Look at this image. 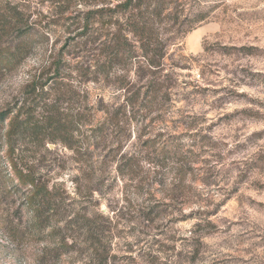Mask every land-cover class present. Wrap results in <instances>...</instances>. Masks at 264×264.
I'll return each mask as SVG.
<instances>
[{"label":"trees","instance_id":"16d2710c","mask_svg":"<svg viewBox=\"0 0 264 264\" xmlns=\"http://www.w3.org/2000/svg\"><path fill=\"white\" fill-rule=\"evenodd\" d=\"M36 1L0 0V80L33 53L47 49V78L41 67L24 90L23 107L15 110L13 104L0 110L2 247L15 254L23 246L39 245L27 257L29 264H136L130 250L114 249L117 221L92 198L115 179L134 194L161 186L165 163L183 180L194 176L195 165L208 167L205 138L186 145L162 141L161 130L144 121L165 107L170 91L183 85L176 75V70L187 69L179 45L213 17L217 4ZM89 81L109 87L112 98L97 93L94 104L88 103L80 88ZM187 131L197 133L191 126ZM45 138L70 153L77 171L72 195L50 187L29 160L33 147ZM208 174L209 169L200 173ZM187 198L167 200L181 204ZM140 209L138 205L132 213ZM121 212L111 210L112 216Z\"/></svg>","mask_w":264,"mask_h":264},{"label":"rangeland","instance_id":"374dc122","mask_svg":"<svg viewBox=\"0 0 264 264\" xmlns=\"http://www.w3.org/2000/svg\"><path fill=\"white\" fill-rule=\"evenodd\" d=\"M214 4L213 17L179 45L181 63L187 65L176 70L183 85L170 91L165 107L144 121L161 130L162 141L186 145L205 138L208 167L195 165L194 176L183 180L165 163L161 186L134 194L115 179L92 198L117 221L114 249L130 250L136 264H264V0H210L206 6ZM46 63L47 49L33 53L0 80V110L23 107L24 90L41 67L47 78ZM80 90L90 104L97 93L105 100L113 96L109 87L90 81ZM189 126L197 133L185 132ZM33 151L29 160L34 170L50 187L72 195L77 171L70 153L47 138ZM206 169L211 174L200 175ZM179 196H187V202L167 200ZM138 205L140 211L132 213ZM116 207L122 212L112 216ZM2 211L0 206V219ZM3 245L0 233V264H29L27 257L40 249L29 244L16 256ZM145 255L146 260L139 258Z\"/></svg>","mask_w":264,"mask_h":264}]
</instances>
